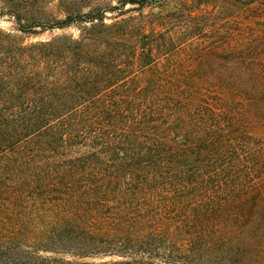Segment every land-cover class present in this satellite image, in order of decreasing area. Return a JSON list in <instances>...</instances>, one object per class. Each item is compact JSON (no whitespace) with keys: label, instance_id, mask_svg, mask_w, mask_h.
I'll return each mask as SVG.
<instances>
[{"label":"trees","instance_id":"1","mask_svg":"<svg viewBox=\"0 0 264 264\" xmlns=\"http://www.w3.org/2000/svg\"><path fill=\"white\" fill-rule=\"evenodd\" d=\"M1 18L0 264H264V0Z\"/></svg>","mask_w":264,"mask_h":264},{"label":"rangeland","instance_id":"2","mask_svg":"<svg viewBox=\"0 0 264 264\" xmlns=\"http://www.w3.org/2000/svg\"><path fill=\"white\" fill-rule=\"evenodd\" d=\"M0 26L7 29V30H14L15 28V22L12 20V19H9V18H1L0 19ZM73 31V30H71ZM63 31H60V30H57V31H47L45 32L42 37L43 38H46V37H49L55 33H61Z\"/></svg>","mask_w":264,"mask_h":264}]
</instances>
